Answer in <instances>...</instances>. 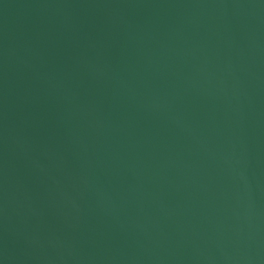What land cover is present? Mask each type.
I'll use <instances>...</instances> for the list:
<instances>
[{
    "label": "water",
    "instance_id": "obj_1",
    "mask_svg": "<svg viewBox=\"0 0 264 264\" xmlns=\"http://www.w3.org/2000/svg\"><path fill=\"white\" fill-rule=\"evenodd\" d=\"M0 264H264V0H0Z\"/></svg>",
    "mask_w": 264,
    "mask_h": 264
}]
</instances>
